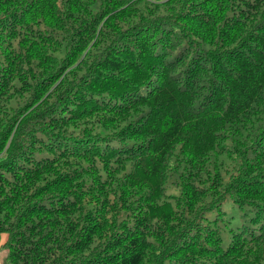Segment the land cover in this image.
I'll list each match as a JSON object with an SVG mask.
<instances>
[{"label": "trees", "instance_id": "trees-1", "mask_svg": "<svg viewBox=\"0 0 264 264\" xmlns=\"http://www.w3.org/2000/svg\"><path fill=\"white\" fill-rule=\"evenodd\" d=\"M1 234L8 264H264V0H0Z\"/></svg>", "mask_w": 264, "mask_h": 264}, {"label": "crops", "instance_id": "crops-1", "mask_svg": "<svg viewBox=\"0 0 264 264\" xmlns=\"http://www.w3.org/2000/svg\"><path fill=\"white\" fill-rule=\"evenodd\" d=\"M6 241V235H0V264H8L7 253L8 250L4 247V243Z\"/></svg>", "mask_w": 264, "mask_h": 264}, {"label": "rangeland", "instance_id": "rangeland-1", "mask_svg": "<svg viewBox=\"0 0 264 264\" xmlns=\"http://www.w3.org/2000/svg\"><path fill=\"white\" fill-rule=\"evenodd\" d=\"M224 209H227V210H233V214H230V215H233L234 216V218H237L238 220L241 218V215H240V212L237 210H235L234 209V207H233V209H232V207H223ZM238 223H240V221H238ZM228 238L227 237H225V236H223V245L224 246H226L227 245V243H228Z\"/></svg>", "mask_w": 264, "mask_h": 264}]
</instances>
